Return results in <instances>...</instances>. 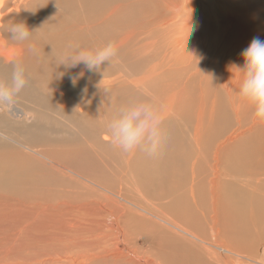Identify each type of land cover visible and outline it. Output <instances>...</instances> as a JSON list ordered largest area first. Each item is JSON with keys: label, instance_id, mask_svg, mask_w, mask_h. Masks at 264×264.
<instances>
[{"label": "bare ground", "instance_id": "bare-ground-1", "mask_svg": "<svg viewBox=\"0 0 264 264\" xmlns=\"http://www.w3.org/2000/svg\"><path fill=\"white\" fill-rule=\"evenodd\" d=\"M3 1L0 0V24ZM9 1L8 14L16 19L25 3ZM44 1L53 12L51 23L47 18L39 20L26 14L34 30L37 48L34 60L43 68L56 61L51 41L61 45L60 59L66 60L88 37V28L101 31L117 15L119 30L129 31L125 37L137 35L132 30L130 16L120 13L119 5L106 6L101 0ZM150 3L161 4L163 13L148 17L149 22L146 18L145 24H152V30L165 35L159 42H152V58L167 63L176 60L180 70L186 69V73L175 74L176 79L187 77L188 65L195 64L197 69L188 80L199 77L196 80L204 85L213 79L216 88L210 93L223 90L229 98L235 93V112H243L247 104L237 95L241 77L231 67L242 66L241 53L254 37L264 40V0H151ZM50 8L43 11L44 16L51 15ZM72 9L81 12L78 19ZM100 10H109L110 14L104 16ZM95 11L101 14L87 24L86 20ZM140 30H146L141 22ZM139 35H142L140 31ZM149 42L150 37L146 43L148 49ZM14 61L21 63L20 49L0 32V63L6 68L0 79L4 82L10 79ZM156 67L157 63L155 70ZM76 68L80 69L73 75L78 77L75 84L84 104L77 106L79 96L71 95L67 105H63L67 112L74 111L84 120L75 130L76 134L69 133L60 140L45 139L43 145L39 143L42 137L21 139L0 125V192L4 193H0V264H264V257L252 258L240 248L249 249L250 235L246 238L244 234H234L230 241L227 228L231 226L227 221L230 203L225 204L218 191L219 183L227 179L220 170L214 172V179L206 174L212 168L211 164L203 165L208 160L206 146L201 149L195 144L198 149L194 154H203L202 162H199L201 157L190 162L184 159L182 167L177 165L179 157L170 165L165 161L168 158L162 156L167 145L188 151L190 140L178 141L169 134L172 131L161 132L160 148L152 157L139 150L125 155L113 145L106 125L120 107L117 101L123 104L136 101L134 89L150 94L148 82L152 77L132 74L123 82L132 91L122 86L113 90L100 72L87 70L83 63ZM25 72L28 81L31 76ZM33 74L34 83L26 84L32 87L25 91V98L28 94L34 99L42 96L44 85L36 84L41 75ZM186 88L178 89L175 82L163 88L161 98L150 94L148 99L159 109L161 120H168L186 107L195 87ZM53 95L62 97L63 94L55 91ZM28 109L13 104L0 107V113L7 121H27L38 131L43 129L38 127L42 122L59 123L55 117L50 116L48 121L37 110ZM64 124L72 130L67 122ZM231 139L227 135L221 140L213 156L217 167L222 166V153ZM216 143L212 140V146ZM104 153L113 155L119 164L97 162L96 157L102 158ZM189 156L191 160L195 158ZM199 167L206 174L204 177L200 178L202 173L196 172ZM189 170L192 179L186 180ZM243 182V188L255 186L251 190L254 196L251 204L264 214V192L260 190L263 180ZM204 190H209L208 207L203 201ZM250 200L243 199L233 209L242 214ZM258 227L256 249L264 253V232ZM246 233L250 234L248 229Z\"/></svg>", "mask_w": 264, "mask_h": 264}, {"label": "rangeland", "instance_id": "rangeland-1", "mask_svg": "<svg viewBox=\"0 0 264 264\" xmlns=\"http://www.w3.org/2000/svg\"><path fill=\"white\" fill-rule=\"evenodd\" d=\"M21 1L25 3V6L20 10L19 16L16 19L10 18V14H8L11 8L10 1H3L1 8L2 17L0 32L7 36L5 31L6 25L13 22H24L29 30L33 31L28 41L24 43H14L20 49V60L24 69L27 70L31 76L27 81V84H33V73H38L41 75V78L36 81V84L44 85V87L41 92L42 96H38L36 99H34V96L30 97L29 94L27 95V98L23 97L25 91L32 87V85H26L15 97L14 104H19L26 109L30 107L32 111L37 110L36 113L40 116H46L48 121L51 119L50 116L55 117L59 120V123L56 125L52 122L50 124H44L42 122L40 125H38V127L43 129L42 131H38L37 129L31 127L27 121L24 123H20L18 120L7 121L1 116L3 113H0V125L3 127L4 131L10 132V134L14 133L21 139L26 137L31 140H36L39 137H42L39 139V143H43V145H45V139L52 140L51 138L55 137L60 140L65 138L69 133L76 134L75 130L78 128V125H81V123L84 121L77 115L76 112H67L63 107L64 104L67 105L66 101L70 100L69 96L71 95L79 96V102H75L77 106L79 104H84V101L77 90L78 87L76 84L73 85L71 79L74 77L73 72L78 71L80 68H69L65 65H62L65 64L67 60L60 59L62 58L63 52L61 45L57 41H51V44L55 49L56 61L54 63L52 62L50 67L44 66V68L41 67V65L35 63L34 57L36 54L35 52H37V48L34 44V30L33 27H31L27 22L26 14L29 13L34 15L39 20L47 18L51 23V20L53 19V12L50 8V5L44 0ZM101 1H104L106 6L119 5L120 13L123 11L130 16V23L133 27L132 30H136L137 35L130 39L126 38V33L129 31L123 30V28L119 30L117 15L112 21L104 24L101 31L88 28V37L82 40L81 45L78 48L94 50L103 47L109 42L114 43L116 48H119L117 49V56L112 60V62L110 64L107 62L105 63V66L109 69L106 70L105 66L102 65L100 71L101 75L104 77V79H106L113 90L121 88L122 86V88H127L128 91H132L130 87L123 85V82L130 79L132 74H140V76L150 75L152 79L148 82L149 92L152 95H158L159 98L162 97L163 88H168L175 82L178 89L187 87L186 90H189L190 85L195 87V93L190 92L189 96L191 98L186 101V107L179 111L177 115L168 118V120H161L159 126L160 133L163 130L172 131L169 134L176 136L178 141L189 139L190 143L187 145L188 151H180V146L167 145L164 147L165 152L162 154V156H164L165 159L168 158L167 160H164L170 165L174 163L175 157H179L180 162L177 163V165L183 167L184 159H187L188 162H190L201 157L202 160L199 162H202L203 154H194L195 150L198 149L195 148V144H199L201 149L206 146L208 149L205 155L208 157V160L203 161V165H212V168L206 174H210V179H214L216 178L214 172L216 170H220V173H225L224 177L227 179V181H221L219 183L218 191L224 203H230L227 220L230 221L231 225L227 226V228L230 229V241L232 242V237L236 234H244L246 238L250 235L248 248L252 251L244 247L240 248L248 252L252 258L258 259L260 257H264L263 251L258 250V248L256 249L258 244L256 242L258 240L256 229L258 228L259 230L258 226H260L264 232V214L263 212H259L258 208L254 209L253 203L251 204L254 199L251 190H253L255 186L252 185V187L243 188V181L262 179L263 182H261L260 190L264 192V123H257L253 120L252 109L248 105L244 107L243 112H235L233 106L235 103V93H233L230 98L224 93L223 90H219V92L216 94H211L210 90L216 88V82L213 81V79L210 78L211 80L206 81L204 85H202L199 80H196L199 77L188 80L189 77H191L190 75L197 69L195 64L188 65L187 77L183 76L179 79H176L174 75L178 72L182 71L186 73L185 68L183 70L178 68L176 60L173 63H167L162 59L161 61L154 60L152 58L151 55H154L153 50H150L153 47L152 42H159L162 37L165 38V35L162 32H155L152 30L150 27L152 24L148 23V25H146L145 19L147 18L149 22V18L151 19L152 15H161L163 13V11L159 8L161 4L153 6L150 3L151 0ZM46 8H50L51 15H43V11ZM100 11L104 16H108L110 14L109 10ZM100 11L93 12L86 20L87 24L88 20L91 22L96 17V15L100 13ZM71 12L76 19H78V17L81 15V12L77 11L76 9H72ZM47 14L50 13L47 12ZM140 22L145 25V32L140 30ZM139 31L142 35H139ZM149 37L150 42L148 49L146 43ZM142 51L145 53L144 55ZM147 53H150V56L146 55ZM156 63L157 71L155 70ZM164 64L165 67L163 68ZM5 69L6 68L3 67L2 63H0V75L5 72ZM0 82L4 81L0 79ZM55 91H60L63 94L62 97H55L53 95ZM133 92L137 94V100H149L148 98L150 97V94H145L141 90L135 89ZM204 99L206 100L204 101ZM117 103L120 106L124 105L121 100H118ZM201 103H203L204 107H202ZM68 108L71 107L68 106ZM64 122H67L70 125L72 129L71 131L67 129L69 127L65 125ZM238 128H240V130L234 135ZM85 129L86 128H82L83 131ZM240 133L243 134L238 137V134ZM227 135L232 139L223 150L222 166L217 167L213 160V156L216 153L221 140ZM212 140L217 141L214 146H212ZM212 147L213 149L211 152ZM101 149H104V146ZM85 150L89 149L86 148ZM132 153H125V155H130ZM189 155H193L195 158L191 160ZM95 160L100 164H103L104 161H109L113 164H119L118 162L115 163L116 161L113 155L106 153L103 154L102 158L96 157ZM139 166L141 165L139 164ZM225 166H229L230 169H226ZM198 171L199 173H202L200 171V167L198 169L196 168L197 173ZM206 174L202 173L200 176H198L201 178ZM190 178L192 179L189 170L186 180H189ZM47 181L50 182L49 180ZM202 193L203 201H205L204 203L206 204V207H208L209 190H204ZM1 194L4 195V193ZM247 197L251 199L249 201L250 204L248 203L244 212L239 215L238 211L233 209V205L241 204L243 199L246 200ZM257 216L262 217V219L260 218L261 220H258ZM234 220H236V222ZM233 221L234 223L232 224ZM231 229H235V231H232ZM246 229L249 230L250 234L246 233Z\"/></svg>", "mask_w": 264, "mask_h": 264}, {"label": "clouds", "instance_id": "clouds-1", "mask_svg": "<svg viewBox=\"0 0 264 264\" xmlns=\"http://www.w3.org/2000/svg\"><path fill=\"white\" fill-rule=\"evenodd\" d=\"M5 31L7 37L16 43L28 41L33 32L24 22L10 23L6 25ZM116 56L117 48L114 43L109 42L94 50L76 48L66 57L67 63L62 65L74 68L83 63L87 70L100 72L102 65L106 62L110 64ZM241 56L242 66L234 64L231 67L241 77L237 95L252 109L253 120L264 123V40L254 37ZM71 79L75 84L78 77ZM26 84V72L22 63L14 61L9 81L0 82V107L13 105L15 97ZM160 123L161 115L155 103L141 99L121 105L106 127L113 145L123 153L139 150L152 157L157 154L161 145Z\"/></svg>", "mask_w": 264, "mask_h": 264}]
</instances>
